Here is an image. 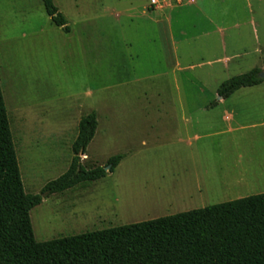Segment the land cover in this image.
I'll list each match as a JSON object with an SVG mask.
<instances>
[{
    "label": "rangeland",
    "instance_id": "obj_1",
    "mask_svg": "<svg viewBox=\"0 0 264 264\" xmlns=\"http://www.w3.org/2000/svg\"><path fill=\"white\" fill-rule=\"evenodd\" d=\"M53 2L68 32L41 0H0V83L25 191L67 170L92 111L82 164L124 157L33 207L37 241L264 192V94L242 88L224 105L217 94L233 76L264 72V0ZM224 111L246 127L216 133L227 129Z\"/></svg>",
    "mask_w": 264,
    "mask_h": 264
},
{
    "label": "trees",
    "instance_id": "obj_2",
    "mask_svg": "<svg viewBox=\"0 0 264 264\" xmlns=\"http://www.w3.org/2000/svg\"><path fill=\"white\" fill-rule=\"evenodd\" d=\"M51 22L69 31L53 0H41ZM262 70L233 76L217 94L230 97L261 84ZM97 114L82 116L71 144L67 170L37 194L25 191L0 83V264H264V192L146 221L37 241L30 211L43 198L106 175L123 159L86 168V153L97 129Z\"/></svg>",
    "mask_w": 264,
    "mask_h": 264
},
{
    "label": "crops",
    "instance_id": "obj_3",
    "mask_svg": "<svg viewBox=\"0 0 264 264\" xmlns=\"http://www.w3.org/2000/svg\"><path fill=\"white\" fill-rule=\"evenodd\" d=\"M191 1V0H190ZM197 0H192L193 3H195ZM150 6L152 5L151 3L149 4ZM172 8V7H171ZM171 8H164L163 10L159 11L158 13H164L165 11H167L168 9H171ZM154 11V10H153ZM157 12V11H156ZM157 22H159L158 20H156ZM225 62L227 63V66H228V63L230 62L229 58L228 57H225ZM264 82V81H263ZM245 89H248V91H254V92H257V93H260V94H264V88L262 87H259V86H252V87H243ZM242 89V88H240ZM238 91V90H237ZM263 92V93H261ZM234 94V93H233ZM232 94V95H233ZM221 105H224L225 102H224V99L220 101ZM236 113H229V112H226L224 111L222 113V116H221V122L223 124H226L227 126V129L226 130H220L216 133H222V132H226V133H234L235 131H237L238 129H243L244 127H246L245 125L242 126L239 121L236 120ZM261 125H264V120L261 122ZM255 126V124H251V125H247V127H253ZM240 157V156H239ZM240 159V158H239ZM239 161V160H238Z\"/></svg>",
    "mask_w": 264,
    "mask_h": 264
},
{
    "label": "water",
    "instance_id": "obj_4",
    "mask_svg": "<svg viewBox=\"0 0 264 264\" xmlns=\"http://www.w3.org/2000/svg\"><path fill=\"white\" fill-rule=\"evenodd\" d=\"M261 75L264 77V72ZM109 169H110V166H108L107 168H105V171H109Z\"/></svg>",
    "mask_w": 264,
    "mask_h": 264
},
{
    "label": "built area",
    "instance_id": "obj_5",
    "mask_svg": "<svg viewBox=\"0 0 264 264\" xmlns=\"http://www.w3.org/2000/svg\"><path fill=\"white\" fill-rule=\"evenodd\" d=\"M150 3L151 4H155L156 3V0H150Z\"/></svg>",
    "mask_w": 264,
    "mask_h": 264
}]
</instances>
